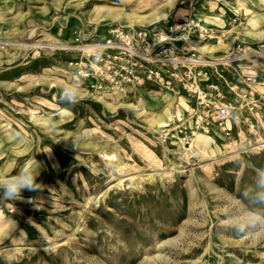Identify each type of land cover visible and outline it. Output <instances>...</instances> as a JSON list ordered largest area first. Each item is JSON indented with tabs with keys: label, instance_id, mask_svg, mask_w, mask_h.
Instances as JSON below:
<instances>
[{
	"label": "rangeland",
	"instance_id": "rangeland-1",
	"mask_svg": "<svg viewBox=\"0 0 264 264\" xmlns=\"http://www.w3.org/2000/svg\"><path fill=\"white\" fill-rule=\"evenodd\" d=\"M198 1L0 0V179L38 172L0 199L10 264H264V0L236 5L217 51L194 40L206 65H187L237 83L229 137L215 126L182 145L173 130L201 114L167 68L100 92L69 64L110 24L168 29L202 16Z\"/></svg>",
	"mask_w": 264,
	"mask_h": 264
},
{
	"label": "built area",
	"instance_id": "built-area-1",
	"mask_svg": "<svg viewBox=\"0 0 264 264\" xmlns=\"http://www.w3.org/2000/svg\"><path fill=\"white\" fill-rule=\"evenodd\" d=\"M105 30L108 36L102 45L81 47L83 56L69 63L79 78L90 81L94 91L101 92L108 86L123 90L126 85L156 81L167 68L181 76L185 90L196 100L201 114L192 128L180 126L173 130L182 145L191 147L199 131L208 134L215 126L223 135L231 136L234 108L228 93L236 91L237 83L228 86L221 74L187 66L195 65L190 63L196 61L191 59L198 54L192 47L196 40L220 44L230 34L229 29L218 30L197 13H191L168 29L115 23Z\"/></svg>",
	"mask_w": 264,
	"mask_h": 264
},
{
	"label": "clouds",
	"instance_id": "clouds-1",
	"mask_svg": "<svg viewBox=\"0 0 264 264\" xmlns=\"http://www.w3.org/2000/svg\"><path fill=\"white\" fill-rule=\"evenodd\" d=\"M99 59V53L97 54ZM80 84L75 82L66 83L60 93V99L69 104L76 103L80 97ZM38 172L32 168L21 167L14 174L0 179V199H17L20 197L23 189H34L36 185V175ZM0 256L11 262L6 252L0 251Z\"/></svg>",
	"mask_w": 264,
	"mask_h": 264
},
{
	"label": "crops",
	"instance_id": "crops-1",
	"mask_svg": "<svg viewBox=\"0 0 264 264\" xmlns=\"http://www.w3.org/2000/svg\"><path fill=\"white\" fill-rule=\"evenodd\" d=\"M198 11L205 18L206 24L218 30L226 29L234 22L235 15L238 13L236 5L248 7L249 0H199ZM197 13V12H195ZM198 14V13H197ZM201 16V17H202ZM202 17V18H203Z\"/></svg>",
	"mask_w": 264,
	"mask_h": 264
},
{
	"label": "bare ground",
	"instance_id": "bare-ground-1",
	"mask_svg": "<svg viewBox=\"0 0 264 264\" xmlns=\"http://www.w3.org/2000/svg\"><path fill=\"white\" fill-rule=\"evenodd\" d=\"M159 18H162V19H164V18H166V15H161V16H159ZM219 44H217V45H210V46H204V47H206L207 49L208 48H210L211 47V49H213V50H218V49H220L221 47L220 46H218ZM91 46V45H90ZM228 50H230V49H232V45L231 44H229L228 46ZM90 49H92V48H90ZM184 61H190V60H187V59H185ZM192 63H190V64H195V65H199V64H202V65H206L205 64V62L203 61H191ZM209 63V62H208ZM166 123H161L160 125L161 126H164ZM165 126H167V125H165Z\"/></svg>",
	"mask_w": 264,
	"mask_h": 264
}]
</instances>
